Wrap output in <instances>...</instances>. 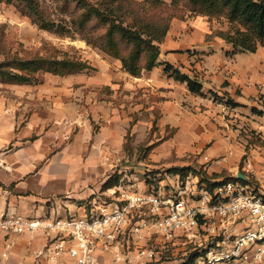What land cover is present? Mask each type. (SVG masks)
<instances>
[{
  "label": "rangeland",
  "instance_id": "obj_1",
  "mask_svg": "<svg viewBox=\"0 0 264 264\" xmlns=\"http://www.w3.org/2000/svg\"><path fill=\"white\" fill-rule=\"evenodd\" d=\"M40 1L55 17H59L56 0ZM136 2L139 1H120L122 9H117L118 14H131L138 26L154 20ZM216 20L222 26L227 24L224 19ZM34 53L55 54L59 57L80 56L94 67L90 71L66 76L40 72L34 77L31 83L33 86L11 87L0 84V96H5L9 101H17V105L22 107L24 118L55 115L57 119H65L62 125L65 128L69 126L71 131L57 134L53 149L58 150L68 145L72 148L82 147L83 155L72 153L73 167H76L77 161L79 164L83 162L82 167L91 166L92 162L88 163L90 161L94 162L93 166L108 167L107 170L104 168L103 171L89 172L96 173V182L101 179H105V182L111 175H125L124 190L131 194L138 189L145 192L150 187L156 192L172 194L176 184L174 177H177L176 173L171 171L174 167H193L191 172L183 176L184 188L189 194L195 191L194 187L197 184L202 185L201 178L205 175V170H209V163L212 162L209 156L208 160H202L206 154V147L197 150L193 148L195 145L187 144V141L180 139L174 146V140L169 139L172 141L171 144L166 140L174 134L176 127L163 121L165 114L161 102L165 97L161 96L157 89L131 81L136 76L125 71L119 59L88 45L83 37L60 35L42 29L15 5L0 1V62L9 55L22 57ZM171 87L169 82L166 88L171 90ZM180 88L183 94L179 97L181 96L189 110H195V113L197 108L187 100L188 88L185 84ZM215 94L212 93L211 97ZM240 110L243 111L241 115L244 117L233 116L230 123L233 131L237 130L238 135L235 138L237 140L241 138L238 141L244 148L240 171L247 175L248 183L260 191L264 189V165L258 169L248 166L246 170L243 166L246 167L250 160L253 161L254 150L261 152L264 148V137L251 126L249 119L252 117L248 113L252 110L249 108ZM259 111L260 108H257L252 112L255 118L264 113L263 110ZM168 115L169 113L166 118ZM162 143L163 146H160ZM153 144L155 146L152 147ZM189 177V182L185 183ZM87 182L88 175L83 174V193L86 190L92 191L86 187ZM134 183L135 188L131 187ZM101 189L102 187L94 189L91 195L84 194L82 199H73L75 202L72 205L73 209L68 213L79 212V206L88 203L90 198L102 191ZM243 225L231 227L230 233L238 232ZM221 237V235L208 237V234L202 231L193 242H189L183 236L171 243L167 242L163 249L161 244H156L159 249L158 255L147 264H194L197 256L193 255L196 250L207 248L203 251L206 253L210 247L208 243L211 244L212 239ZM10 245L13 248L19 247V251H10L6 256L0 255V264H72L70 258L60 257L54 260L52 256L46 258L43 255L49 246L43 232L27 239L25 237L13 240ZM50 258L54 261H48Z\"/></svg>",
  "mask_w": 264,
  "mask_h": 264
},
{
  "label": "crops",
  "instance_id": "obj_2",
  "mask_svg": "<svg viewBox=\"0 0 264 264\" xmlns=\"http://www.w3.org/2000/svg\"><path fill=\"white\" fill-rule=\"evenodd\" d=\"M220 25L216 19L206 15L173 19L167 35L160 43V64L153 70L144 71L139 77H133L131 81L139 85L147 84L165 97L161 102L165 114L163 121L176 127L174 134L166 140H174V146L180 139L195 145L193 148L197 150L206 147L202 160H206V156L212 160L209 163L210 174L227 172L238 176L244 148L238 141L241 138H235L238 134L230 125L231 117L243 118V111L240 110L243 108H249L252 112L257 108L264 111V46H259L255 52L231 53L233 46L225 37L230 25L228 22L224 26ZM165 63L198 79L203 84V94L192 93L186 83L176 80L165 70ZM169 82L171 90L166 88ZM184 84L189 90L186 93L187 100L197 108V114L195 110H189L179 97L183 94L180 87ZM212 93H216L214 97H211ZM228 99L239 105L227 104ZM252 112L248 113L252 117L249 119L251 126L264 137V113L255 118ZM62 123H65V119H57L55 115L24 118L22 107L17 105V101L0 96V215L9 210L28 217H39L53 209L65 215L73 209V199H82L84 194L91 195L94 189L103 187L105 179L96 182V173L90 172L103 171L104 168L107 170L108 167L94 165L97 166L95 168L93 161L88 162H92L89 167H82L83 162L79 164L78 161L73 167L72 153L83 155L82 147L72 148L68 145L53 149L57 134L71 131L69 126L65 128ZM253 155V161L243 166L244 170L248 166L256 169L263 167L264 148L261 152L254 150ZM83 174L88 175L89 183L85 184L92 191L83 193ZM243 174L247 179V175ZM81 211L82 207L79 206ZM39 233L42 234V231L19 235L0 232V255L19 251V247L10 245L13 240L27 239ZM43 255L46 258L52 256L49 251ZM52 258L55 260L60 257ZM52 258L48 261H54ZM104 264H108L107 259Z\"/></svg>",
  "mask_w": 264,
  "mask_h": 264
},
{
  "label": "built area",
  "instance_id": "obj_3",
  "mask_svg": "<svg viewBox=\"0 0 264 264\" xmlns=\"http://www.w3.org/2000/svg\"><path fill=\"white\" fill-rule=\"evenodd\" d=\"M124 176L90 198L81 212L62 216L53 209L28 217L8 210L0 215V232L42 231L50 254L66 256L72 264H104L105 259L108 264H147L158 255L156 244L183 236L193 242L204 231L222 237L212 239L194 264H264V189L229 181L213 193L197 184L189 194L184 177L176 174L172 194L151 187L131 194L124 190Z\"/></svg>",
  "mask_w": 264,
  "mask_h": 264
},
{
  "label": "trees",
  "instance_id": "obj_4",
  "mask_svg": "<svg viewBox=\"0 0 264 264\" xmlns=\"http://www.w3.org/2000/svg\"><path fill=\"white\" fill-rule=\"evenodd\" d=\"M0 1L15 5L42 29L60 35L83 37L88 45L119 59L123 69L136 77L160 64V43L167 35L170 22L173 19L184 20L189 16L187 13L226 20L230 29L225 37L233 46L231 53L255 52L259 46H264V0H143L136 4L154 20L142 26H138L131 14H118L117 9H122L119 2L131 0H56L59 17H55L40 0ZM92 69L94 67L80 56L59 57L55 54L38 53L22 57L9 55L0 62V82L6 85H26L31 84L40 72L66 76ZM165 70L176 80L186 83L192 93L203 94V84L198 79L169 63H165ZM226 103L239 105L232 99H228ZM192 170L193 167L189 166L171 169L173 173L182 176ZM119 178L120 175L110 176L102 189L112 187ZM229 181L248 183L247 179L227 172L210 174L205 170V175L201 178L202 186L212 193L216 187ZM165 245L166 243L160 246ZM204 250L197 249L193 256L204 254Z\"/></svg>",
  "mask_w": 264,
  "mask_h": 264
},
{
  "label": "water",
  "instance_id": "obj_5",
  "mask_svg": "<svg viewBox=\"0 0 264 264\" xmlns=\"http://www.w3.org/2000/svg\"><path fill=\"white\" fill-rule=\"evenodd\" d=\"M238 177H240L242 179H245L246 178V176L243 173H241V172L238 174Z\"/></svg>",
  "mask_w": 264,
  "mask_h": 264
}]
</instances>
